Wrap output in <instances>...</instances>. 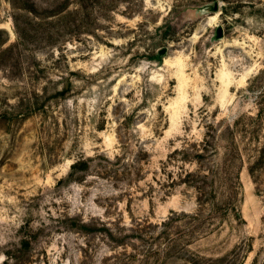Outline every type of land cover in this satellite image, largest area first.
I'll return each mask as SVG.
<instances>
[{
    "label": "rangeland",
    "instance_id": "obj_1",
    "mask_svg": "<svg viewBox=\"0 0 264 264\" xmlns=\"http://www.w3.org/2000/svg\"><path fill=\"white\" fill-rule=\"evenodd\" d=\"M0 264H264V0H0Z\"/></svg>",
    "mask_w": 264,
    "mask_h": 264
},
{
    "label": "trees",
    "instance_id": "obj_2",
    "mask_svg": "<svg viewBox=\"0 0 264 264\" xmlns=\"http://www.w3.org/2000/svg\"><path fill=\"white\" fill-rule=\"evenodd\" d=\"M227 142L228 147L227 151L229 154V158H236L238 161H243V154L242 150L238 144L237 136L240 134V131H235L234 129H230L227 131ZM209 138L212 140L204 139L202 144H198L196 147L193 148L192 154L187 155V157H195V161L197 163L203 162L204 156L202 154V149L206 151V145L212 146L213 151L215 155H219V151L221 150L220 144L223 142L222 135H219L218 137L213 134H209ZM201 147V150L199 148ZM214 155V156H215ZM213 177L206 176L203 171H197L195 173H190L189 176L191 177V183L194 185V187L199 191L201 198L203 199L204 203H206V200L204 197L206 195H210L211 197L214 196V193L216 192V185L218 183V180H221L222 177L218 173H213ZM235 176V175H234ZM226 178H224L225 180ZM223 180V179H222ZM210 191V192H209ZM215 200V196H214ZM203 203L201 202V205ZM213 206V204H211ZM215 205V204H214ZM204 210V208H203Z\"/></svg>",
    "mask_w": 264,
    "mask_h": 264
}]
</instances>
